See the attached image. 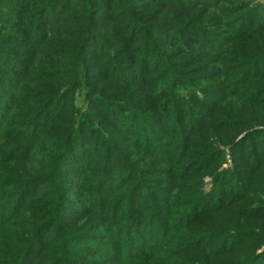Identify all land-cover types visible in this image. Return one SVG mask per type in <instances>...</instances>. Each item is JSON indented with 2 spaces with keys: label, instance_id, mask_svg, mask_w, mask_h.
<instances>
[{
  "label": "rangeland",
  "instance_id": "374dc122",
  "mask_svg": "<svg viewBox=\"0 0 264 264\" xmlns=\"http://www.w3.org/2000/svg\"><path fill=\"white\" fill-rule=\"evenodd\" d=\"M43 1L0 0V264L18 257L33 236L38 222L48 221L43 219V214L46 217L51 214L49 210L55 200H61L66 206L62 224L48 228L45 223L47 226L41 230V238L26 264H52L59 252L53 247H59L60 240L65 242L69 251L65 259L53 264H238L237 254L197 260L187 257L182 250L198 249L216 254L235 245L238 254L244 253V248L249 249L245 254L260 253L264 248V118H257L250 105L237 104L247 100L264 108V33L258 34L264 26V0H112L127 3L117 4V11L112 13L105 10L108 0H51L32 12ZM87 5H91L88 10L91 19L86 18L83 22L80 17ZM247 7L249 9L245 11ZM92 11H98L95 19L91 16ZM212 13L218 21L215 22ZM132 19L136 20L133 25ZM135 31V37L140 39L136 42L138 45L129 54H124L127 46L135 45L134 41H128ZM242 33L244 38L236 39ZM75 42H78L75 65L80 72L92 73L90 83L86 80L76 82L75 70L65 64L71 62L65 58L68 57V48ZM211 45L221 48L218 55L222 51L230 53L225 57L227 68L223 73L212 71V62L218 55L213 58ZM100 49L115 51L125 61V66L120 67L122 71H108L101 63L102 52H96ZM146 49L164 51L163 60L170 65L167 72L186 79L178 81L177 92L182 94L179 97L184 94V89L180 90L182 86L194 89L188 96L192 100L187 102L196 103L195 96L202 100L204 110L198 115L202 121L219 123L216 124L219 127L235 124L239 129H246L236 140L246 132L262 130V134L250 136L234 152L218 145L224 153L221 157L210 158L203 167L201 163L198 165L197 170L202 167L210 174L202 175L201 185L197 187L192 183L168 186L162 181L168 175L159 174L155 179H147L154 182L152 189L145 182L143 188H135L133 199L129 195L126 200L124 195H117L119 184L114 185V179L120 173L114 158L108 167L97 166L93 160L91 181L86 183L80 178L86 174L85 161L96 138L100 155L112 151L119 156L141 148L134 136L141 137L148 130L139 114L147 110L144 106L152 97L144 96L141 91L144 88L136 75L138 64L153 68L148 73L152 76L151 84L168 85L170 82V75L165 77L161 67L163 61L160 64L157 55L148 58L142 55ZM257 56L263 57L257 61L254 59ZM254 64L258 65L257 68H251ZM47 65L50 69L46 68ZM248 68L251 72L247 75ZM60 80L67 81L68 86L74 88L68 97L70 105L59 99L49 108L42 107L33 112L32 108L44 99L46 93L36 86ZM146 89L151 94L150 85ZM85 90L94 94L88 101L89 109H85V112L89 110L85 130L97 134L77 137L74 149L60 162L66 168L64 170L50 150L54 149V140L65 132L66 126H62V122L66 109H75L67 114L71 119L78 118V110H83V103L78 99ZM14 93L19 103L13 105L7 99ZM144 99L147 101L143 102ZM223 100L224 117L220 119L216 113L218 107L216 112L212 110ZM207 108L212 113L210 119L205 117ZM234 117L244 124L231 122ZM163 122L164 117L150 127L152 136L155 131L162 130ZM247 123L253 126L248 128ZM11 144L16 146L9 151ZM32 161L36 162L35 167ZM147 164L144 161L139 166ZM164 166L162 164L158 170L165 171ZM51 170L58 173L59 182L62 175L66 178L58 195L53 193L58 189L54 182H40L30 187L27 197L18 199L15 177L36 173L45 176ZM216 171L218 174L222 172L221 177ZM232 172L235 177L230 174ZM102 174H107V178L99 180L101 197L95 201L90 192ZM190 191L192 194L206 192L207 199L204 197L192 212L168 229L163 203L168 197L173 212H182L183 208L179 206L184 204ZM210 193H214L212 199ZM209 198L211 203H208ZM233 201V207L245 206V211H233L230 207ZM107 202L108 205L102 206ZM131 206L132 211H125ZM120 208L122 213L116 214ZM134 210L144 218L140 225L123 230V226L133 219ZM250 215L258 220L252 225L255 229L248 231L251 234L231 238L224 246L227 235L237 226L233 218ZM241 220L244 219L238 220L242 225ZM118 226L120 231H126L120 237L123 238L120 241L122 248L132 244L123 257L117 255L119 236L115 234Z\"/></svg>",
  "mask_w": 264,
  "mask_h": 264
},
{
  "label": "trees",
  "instance_id": "16d2710c",
  "mask_svg": "<svg viewBox=\"0 0 264 264\" xmlns=\"http://www.w3.org/2000/svg\"><path fill=\"white\" fill-rule=\"evenodd\" d=\"M45 1V2H44ZM40 6L35 7L32 12L36 11L38 7H43L45 3L51 1V0H44ZM106 1V0H105ZM105 6V10L109 12H116L117 9V4L121 5H126V1H121V2H115L112 0H108ZM92 5V4H91ZM91 5H87L86 10L83 12L84 15L81 16L80 18H83V22L86 21V18L90 17L88 14V10L90 9ZM255 8L257 5L254 6ZM249 8L247 7L245 11H247ZM254 9V8H253ZM251 9V10H253ZM94 14L91 15L96 18V15L98 11H92ZM213 17H215V22L217 20V16L212 13ZM91 19V17L89 18ZM132 25L136 22L135 19L130 20ZM138 24H136L137 28ZM218 27V26H217ZM259 25L255 28L252 29L251 34L255 33V31ZM222 30H218L220 32ZM114 32V31H110ZM264 33V26L262 27V30L258 31ZM135 32L132 33V36L128 41L132 43V41L135 42V45L127 46L123 51L124 54H129V52L132 50V48H135L138 44L140 39L139 37H135ZM250 34V35H251ZM243 33L238 36L236 39H241L243 37ZM244 38V37H243ZM242 38V39H243ZM185 40H191V39H185ZM99 43V42H98ZM78 44V42H75V44L72 47L68 48V57H66V61H71V62H66V65H70L72 69L75 70V78L77 77L78 83L81 81L86 80V83H90L92 81V78L90 76L92 75L91 72L85 74L83 72H80L78 67L75 65V47ZM99 47H101V44L99 43ZM210 47L212 48V53L214 54L213 58L215 59L218 55V52L221 48L218 46L211 45ZM223 50H226L225 48ZM97 53L102 52L101 56L104 58H101V63L106 67L108 71H111L112 69L122 71V68L125 66V61L120 57L115 54V51H110V50H105V49H100L96 50ZM135 52V51H134ZM133 52V53H134ZM137 53V52H136ZM229 52H221L218 57L212 62L214 65L212 68L213 73H223L227 66L225 64L226 61V56L229 55ZM71 55V56H69ZM146 58L157 55L158 61L161 64L162 61L163 63L161 64L163 71H165L166 76H169L168 69L170 68V65L167 62H164V56L165 52L158 50L157 52H150L149 50H145L144 53L142 54ZM142 57V56H139ZM263 56H257L254 57L257 61H260ZM139 59V58H137ZM251 59V57H250ZM258 65H253L251 68H257ZM47 69L49 68V65L46 66ZM251 68H248L245 74H249L251 72ZM153 69L150 66H144V64L140 65L138 64V69L136 72V75L139 79V83L141 87L144 89L141 90L142 93H145L144 96L150 95L152 98H148L149 101L146 106L147 109L141 114H139L140 118L142 121L146 124L144 126L143 122L138 121L139 125H143L144 128L146 127V132L144 135L139 137V135L134 136V140L138 142V144H141V148L138 149H131L128 152L121 154L119 156L115 155V152H105L103 154H99L97 152L98 146V138H96V141L94 144H92V148L90 151V155L88 159L85 161L87 165V171L84 176L80 178L83 182L88 183L91 181V178L94 173V168L92 165L93 160L97 163V166L101 167H108L112 165V159H116L118 163V167L120 170V173L117 174V176L114 179V185L119 184L118 188V196L124 195L126 197V200L130 198L133 199L134 197V191L135 188H143L145 182L149 183L150 189L154 185L153 181L147 180V179H155V175H168L164 178H162V181L166 185H177L180 183V185H185V184H193L195 187L201 185V176L209 173L208 170H203V166L208 163L210 158H215V156L221 157L222 154L224 153V150L218 146L222 145L224 147H227L229 151L234 152L240 145H242L244 142L247 141V139L252 136V135H259L262 134L261 131H256V132H246L245 135L240 137L239 139L236 140V138L244 133L246 129H239L235 126V124H229L228 126H217L216 124L219 123H207L202 121L198 115L202 113V110H204V107L202 106V100L198 98V96H195L194 99L196 100V103L194 104H189V100H192L190 97L194 92L193 88H186L185 86H182L180 88L184 89L183 90V96L179 97L177 90H178V81H185L186 79L182 77H176L177 74H172L170 75V82L168 85H156V84H151L152 82V76H148L150 70ZM174 69H176L174 67ZM116 72V71H115ZM157 72V71H156ZM154 75L155 72H152ZM232 73V72H228ZM115 75H118L116 72ZM7 77V76H6ZM74 79V78H73ZM197 83V82H195ZM147 85H150L151 94L148 89H146ZM89 87V84H87ZM39 89L45 91V97L42 101H40L36 107H33L32 110L33 112L39 111L42 107L44 109L49 108L53 103H55L56 100L59 101H65L67 104L70 105L71 100L68 99L70 95L73 94L74 88H71L68 86L67 81L60 80L57 83H45L41 84L39 86ZM37 89V88H36ZM256 90V88L254 89ZM17 91V90H16ZM94 94L91 93V90H85L84 95L80 96L78 101L81 102L83 110H78V118H73L71 119L70 117L67 116L68 113L71 111H75L74 108H67L66 112L64 114V121L62 122V126L65 127V132L58 136L54 141V149H51L50 151L55 153V161L59 166H62L60 162L65 158V156L74 149L75 147V140L77 137L80 135L86 134H92L93 136L97 134V132L89 133L85 129L88 126V116L86 115L87 112H85V109H89V102L93 98ZM186 97V100H184V97ZM245 99V95L243 96ZM3 98V96H1ZM71 98V97H70ZM178 98V100H177ZM176 99V102L174 103L173 100ZM8 101H11L13 105L18 102V96L13 95V97L7 99ZM6 100V101H7ZM147 101L144 99L143 102ZM7 102V103H11ZM142 102V103H143ZM224 103L225 100L218 102V104L214 107L212 112H216L217 107L218 111L216 112L217 115H220V119H222L224 116L222 115V110L224 108ZM240 103V102H239ZM237 104V105H245L248 104L250 107H252V112L257 118H264V108L260 107L258 103L254 102H249L247 100L242 101L243 104ZM197 105H200V107H197ZM125 109V108H124ZM207 114H206V119H210L212 117V113L210 114L208 108H207ZM42 112H40L41 114ZM39 114V115H40ZM156 115V116H155ZM118 116V115H117ZM119 117V116H118ZM154 117H159V118H154ZM162 117H164V122L162 126V130L155 131V136H152V130L150 127L153 125L158 124ZM114 119V117H113ZM77 120V121H76ZM244 122L240 120L237 117H234L231 122ZM226 123L225 121H223ZM227 124V123H226ZM247 127L250 128L253 126V124L247 123ZM143 128V127H142ZM221 131V132H220ZM154 132V131H153ZM199 132L200 134H198ZM118 133V132H117ZM47 138V136H46ZM43 142L46 141V139L43 136ZM215 143V144H214ZM15 144H11L8 149L13 150L15 147ZM131 151H138L136 152H131ZM131 152V154H128ZM57 153V155H56ZM123 155L124 158L122 157ZM128 157V158H125ZM138 157H141V160H136ZM148 162V164L144 167H140L139 164L141 162ZM202 164V167L197 170V167L199 164ZM237 163V162H236ZM31 164L35 167L36 162L32 161ZM164 164V169L165 171H159L158 169H161L160 167ZM237 165V164H236ZM39 167V164H37V168ZM64 167V166H62ZM235 167V165H234ZM236 168V167H235ZM66 168L64 167V170ZM230 171L227 169V172ZM210 174V173H209ZM216 174L217 171H216ZM232 177H235V174L232 172L230 173ZM219 177H221L222 172L218 174ZM107 178V174H102L99 179L95 183V189H93L90 194L91 197L95 201H97L101 197V190L98 187V182L99 180L103 181ZM15 184L17 185V194L18 199H22L24 197H27L28 193L30 192V187H32L36 183H50L54 182V185L58 187L56 191H53L54 194L58 195V192H60L61 187H63V183H65L66 178H64V175H62L60 182L58 178V173L55 170H51L49 174L43 176L41 174H30L28 176H23V177H15ZM219 180V178H218ZM1 183V180H0ZM133 188L131 194L130 190ZM195 192V191H194ZM193 192L190 191L186 195V200H184V204L182 206H179L180 208H183L182 212H173L170 200L168 197L166 198V201L163 203L162 210L166 213L167 219H166V226L169 229L171 226L177 223V220L188 215L190 212L194 210V208L204 199L206 198V192H202L199 194H192ZM156 195V194H155ZM211 199L214 197V193H210ZM207 199V198H206ZM206 199L204 201H206ZM240 200H238L239 202ZM109 202V201H108ZM107 203H103L102 206L108 205ZM166 203V205H165ZM208 203H211L210 198L208 200ZM234 204V201L231 203L230 207H233L232 205ZM54 206H51V214L46 217V214L44 213L43 219L46 218L48 221L43 222L42 220L38 222L39 224L36 225L34 234L27 242L25 243V246L21 249V252L19 253L18 257H14L12 260H9L8 262H5L6 264H26L32 250L38 243V241L41 238V230L47 226L48 223V228L54 227L56 228V225L62 224L61 220L64 215L65 211V204L61 200H55L53 203ZM121 209L116 210V214H121ZM130 209L132 211V206L130 208H126L125 211ZM233 211H237L239 213V210H244L245 211V206L242 208L240 207H233ZM232 211V212H233ZM138 211L134 210L133 213V219H130L125 226H123V230L131 229L134 225H140L141 220L144 218L141 213L136 214ZM195 212V211H194ZM236 229L230 231V235L226 237V241L224 242V246H226L231 238L237 239L238 236L242 237L245 236L246 234H251L248 231L254 230L255 228L252 226L255 222H258L256 220L255 216L250 215L245 218H233ZM239 219H244L241 220L242 225L240 224ZM238 221V223H236ZM136 222H139L136 223ZM97 227V226H96ZM95 227V228H96ZM121 227L118 226L116 230L115 236H119L117 238V246L116 248L118 249V256L123 257L124 254L127 253V249L130 248V245L127 246V248H122L121 240L123 238H120L123 233L126 231H120ZM264 233V232H263ZM168 234V232H166ZM219 236V234H218ZM61 237V236H59ZM217 237V236H216ZM215 238V237H214ZM201 240V239H200ZM199 240V241H200ZM61 244H58L59 247H53L54 250H59L58 254L55 257V260H53V263L55 262H60L63 259L66 258V254L68 253V248L67 245L65 244L64 241L60 240ZM249 249L244 248V253L238 254L235 253V245L232 248H227L225 251L219 252L214 254L213 252H201L198 249H187V250H182L184 255L187 257H195L197 260H204L205 257H219V258H225L229 257L230 255L237 254L239 257L237 260L239 261L238 264H264V248L260 253H253V254H245ZM243 254L246 255L243 256ZM113 257V256H112ZM261 257H263L261 259ZM114 260L118 261L116 257L113 258ZM248 262V263H247ZM52 263V264H53ZM186 264V263H183Z\"/></svg>",
  "mask_w": 264,
  "mask_h": 264
}]
</instances>
